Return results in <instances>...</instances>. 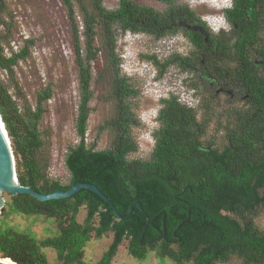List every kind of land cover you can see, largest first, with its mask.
I'll return each mask as SVG.
<instances>
[{
    "label": "trees",
    "instance_id": "obj_1",
    "mask_svg": "<svg viewBox=\"0 0 264 264\" xmlns=\"http://www.w3.org/2000/svg\"><path fill=\"white\" fill-rule=\"evenodd\" d=\"M61 1L76 41L80 92L75 127L79 141L68 147L64 157L68 183L49 178L47 165L38 156L43 142L37 119L40 104L50 93L38 94L36 111L27 109V114H21L0 80V115L13 145L17 179L39 193L67 190L76 182L93 184L121 216L133 204L129 217L122 221L108 202L86 188L70 197L46 201L28 193L10 194V212L52 218L59 232L38 243L26 233L0 229V256L18 264H46L40 248L48 246L65 264H84L82 247L91 232L101 236L111 231V243L96 264H110L123 238H129L128 251L142 258L144 243L155 247L153 239L162 233L165 239L160 242V253L177 264L184 260L223 263L231 257L242 264H264V230L256 223L257 215L264 213V0H232V6L223 11L229 27L218 33L211 32L180 0H159L166 4L164 12L133 0H118L112 9L101 0ZM75 4L87 38L84 54L78 42ZM98 32L100 45L94 47ZM125 32L145 33L155 39L182 34L192 47L187 54L173 53L163 62L146 55L158 66L159 75L171 64L193 74L201 70L242 104L217 113L211 98L191 108L172 94L161 100L150 156L130 157L137 150L131 128L138 122L128 100L139 91L120 71L116 41ZM23 41L19 51L10 50L6 56L0 37V68L11 72L18 59L27 55L33 39ZM100 51L104 55L101 77L110 76L108 95L115 99L116 117L110 123L115 133L111 144L98 150L88 146L84 137L92 96L91 62ZM188 86L199 89L194 78ZM212 124L214 133L220 135L199 141ZM81 207L86 214L77 222L75 214Z\"/></svg>",
    "mask_w": 264,
    "mask_h": 264
},
{
    "label": "rangeland",
    "instance_id": "obj_2",
    "mask_svg": "<svg viewBox=\"0 0 264 264\" xmlns=\"http://www.w3.org/2000/svg\"><path fill=\"white\" fill-rule=\"evenodd\" d=\"M140 4L152 7L157 12H164L166 4L159 0H133ZM222 0H180L188 5L200 19L208 18V23L214 24L211 16L219 14L217 6H222ZM104 7L115 8L118 0H101ZM67 8L61 0H0V37L2 39L4 53L6 56L17 52L25 44L23 40L33 39V44L28 49L24 58H19L17 64L12 66L11 72L0 68V80L3 86L7 87L8 93L14 99L18 111L27 114V109L36 111L38 106V94L45 90L50 93L49 98L43 101L40 106L42 112L37 119V131L43 142L38 156L47 165L46 173L51 179H57L62 184L69 181V172L64 163V157L69 146L76 144L79 139L76 134L75 117L76 107L79 100V79L78 69L75 62L76 41L72 34L71 23L67 15ZM76 18L79 22L78 42L81 54H84L86 36L84 28H81V14L79 5H74ZM217 23V22H215ZM99 30V28L97 27ZM99 36L95 34L93 46L100 45ZM117 53L121 59L123 70L128 65H139L138 72L142 77L129 76L134 83L138 94L128 100L133 117L146 118L149 109L157 107V95L164 84L179 86V79L176 73H184L187 77L185 83L189 84L194 78L199 86L197 97L192 101H202L211 98L213 108L217 113L230 105H241L242 101L234 95L221 90L208 76H204L201 70L196 73L184 72L175 64L169 65L162 75H159V68L146 55H154L156 59L163 62L165 58L173 53L185 55L192 49L187 39L180 33L155 39L145 33L125 32L117 36ZM11 49H10V48ZM98 57L91 62L90 89L92 96L89 100V116L84 141L94 149L107 148L113 137L114 129L110 123L116 117L115 99L108 95L109 74L101 73L104 68V55L100 51ZM120 71L121 67H120ZM178 76H180L178 74ZM128 77V76H127ZM157 79L158 81L154 80ZM219 88H218V87ZM161 88V89H160ZM178 95L183 90L174 88ZM181 99V98H180ZM198 118L200 113H198ZM139 123V122H138ZM212 123V122H211ZM214 124L210 125L206 134L198 137L204 142L205 139H212L214 135ZM19 130H23L19 127ZM141 127L133 126L131 134L137 144V150L130 154V157L148 158L151 147L139 140L142 132ZM9 137V136H8ZM218 137V136H217ZM10 140V146L13 147ZM13 151V150H12ZM16 162V160H15ZM3 206L0 207V229L11 228L20 233H26L40 243L43 238L55 236L59 229L52 218L43 215H21L8 210L10 194L1 192ZM86 214L84 207L78 209L75 214L77 222H82ZM96 225V220L93 221ZM256 223L264 230V213H259ZM112 240V232L108 231L101 236L91 232L89 239L82 247V260L84 264H96L102 254L106 251ZM129 238H123L116 248L110 264H177L173 259L160 253V242L155 247L148 246L142 258L133 256L128 251ZM175 249V245L171 246ZM41 252L46 257V264H65L57 257L53 248L42 246ZM68 264H76L71 262ZM182 264H193L192 260L183 261ZM214 264H242L236 258L231 257L227 262H215Z\"/></svg>",
    "mask_w": 264,
    "mask_h": 264
},
{
    "label": "water",
    "instance_id": "obj_3",
    "mask_svg": "<svg viewBox=\"0 0 264 264\" xmlns=\"http://www.w3.org/2000/svg\"><path fill=\"white\" fill-rule=\"evenodd\" d=\"M81 188H86L95 194H97L101 199L108 202V204L114 209L116 215L119 216L120 220H125L129 217L131 212L132 204L128 208V212L125 216H121L115 210L114 206L108 200V198L93 184L76 182L71 185L67 190H55L50 193H39L31 189L28 186L21 185L17 179L15 158L10 146V140L4 126V122L0 115V207L3 206V200L1 198V192H7L8 194H18V193H28L37 198L40 201H46L49 199H58L70 197L76 193ZM139 205L138 202H134ZM146 220H148L146 216ZM148 223V222H147ZM0 264H18L9 257L0 256Z\"/></svg>",
    "mask_w": 264,
    "mask_h": 264
},
{
    "label": "clouds",
    "instance_id": "obj_4",
    "mask_svg": "<svg viewBox=\"0 0 264 264\" xmlns=\"http://www.w3.org/2000/svg\"><path fill=\"white\" fill-rule=\"evenodd\" d=\"M221 3H223L222 6L216 7V9L219 10V14L215 15V16L210 15L211 20L212 21L214 20V24L208 23V21H209L208 18L201 19L205 22L207 28L213 33H218L221 30H227L229 27L228 21L226 20L225 16L223 15V11L232 6V0H222ZM215 22H217V23H215ZM123 65L124 64H121V70H122L121 72L123 74H125L126 76L129 77L133 73L134 78L142 77V75L138 72L139 65L137 63L134 64L135 66L128 65V68L126 67L125 70L122 69ZM178 74L180 75L179 77L182 80V83H184L185 87L187 89L194 90L192 95L197 97V95H198L197 91L195 89L189 87L188 85H186L185 81H186L187 77L184 76V73H176V75H178ZM154 80L158 81L157 79H154ZM165 85H167V84H164L163 89L161 91L159 90L160 92L159 91L156 92L157 95H155V94L152 95V98L156 99V103H157L156 106L157 107L152 108L151 110L149 109V113L147 114L146 118L139 116L137 119V122H139L137 124V126L144 129V130H142V132L140 134L141 137L139 138V140H142L144 143L148 144V146L151 147L150 153L152 152V150L154 148V143H155V134L154 133L159 127V109L161 107V100L169 98L172 94L177 97V95L173 93L175 90L174 88H176V87H174L172 85H168V86H165ZM166 87L168 88L167 90H165ZM199 104H200V102L198 101V103L195 106H188V107L197 108L199 106ZM136 144H138V143H136Z\"/></svg>",
    "mask_w": 264,
    "mask_h": 264
},
{
    "label": "built area",
    "instance_id": "obj_5",
    "mask_svg": "<svg viewBox=\"0 0 264 264\" xmlns=\"http://www.w3.org/2000/svg\"><path fill=\"white\" fill-rule=\"evenodd\" d=\"M177 77H178V79H179V88L181 89V90H183L182 92V94H180V95H178V92H176L175 90H174V94H176L177 95V98H178V100L181 102V103H183V104H185V105H187V106H195L197 103H198V101L199 100H197L196 102H193L192 101V99H193V92H194V90H190V89H187L186 87H185V85H184V83H182V80L180 79V77L178 76V75H176ZM165 86H168V85H165ZM178 87H176V88H178ZM163 89V88H162ZM161 89V90H162ZM168 88L166 87L165 88V90H167ZM160 90V91H161ZM159 91V92H160ZM181 98V99H180Z\"/></svg>",
    "mask_w": 264,
    "mask_h": 264
},
{
    "label": "flooded vegetation",
    "instance_id": "obj_6",
    "mask_svg": "<svg viewBox=\"0 0 264 264\" xmlns=\"http://www.w3.org/2000/svg\"><path fill=\"white\" fill-rule=\"evenodd\" d=\"M221 90H224V89H221ZM232 94V93H231ZM232 95H234V94H232ZM162 239H165V235L162 233V234H160V235H158L157 236V238H154L153 239V245L155 246L158 242H161V240ZM167 241H168V239H166ZM145 244V248H147L149 245L148 244H146V243H144ZM172 245H175V244H173V243H171L169 246H172ZM187 261V260H186Z\"/></svg>",
    "mask_w": 264,
    "mask_h": 264
}]
</instances>
